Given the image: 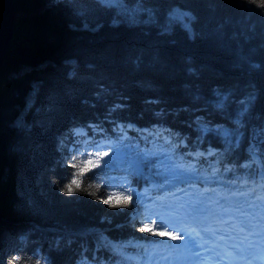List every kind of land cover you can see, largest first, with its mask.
<instances>
[{
  "label": "trees",
  "instance_id": "obj_1",
  "mask_svg": "<svg viewBox=\"0 0 264 264\" xmlns=\"http://www.w3.org/2000/svg\"><path fill=\"white\" fill-rule=\"evenodd\" d=\"M15 2L0 67V264L151 260L173 239L146 218L168 182L264 195V8Z\"/></svg>",
  "mask_w": 264,
  "mask_h": 264
},
{
  "label": "rangeland",
  "instance_id": "obj_2",
  "mask_svg": "<svg viewBox=\"0 0 264 264\" xmlns=\"http://www.w3.org/2000/svg\"><path fill=\"white\" fill-rule=\"evenodd\" d=\"M187 15V11L179 8H174L170 13L171 18H178L182 21L186 19ZM166 173L173 180L187 174L180 168L167 170ZM165 188L169 192L168 194L174 195V197L160 202L157 208L148 212L146 218L159 230L167 232L165 228H173L177 231V236L164 247L166 252L159 249L162 250L159 255L155 254L151 260L140 264H185L190 261L188 257H193L195 249L202 248L207 244L212 245L215 250L220 247L222 251L230 250L229 247H232L231 254H235V252L244 251V247L252 238L255 240L262 236L264 238V223L256 228L252 227L253 221H256L257 224L262 220V214L257 217H249L255 207L264 208L263 194L259 196L260 199L256 203L250 204L245 202L247 192L238 193L233 190L229 193L221 189L220 186L204 190L187 185L179 189L180 187H174L168 182ZM210 191L213 192L208 193ZM188 196L192 197L190 201H188ZM206 203H210L212 206H208ZM234 206L239 208L236 209L238 213L230 215V211L235 210ZM242 208L245 213L242 212ZM234 210L232 211L234 212ZM231 217H233L231 222L237 227L238 233L244 234L241 238L233 239L230 235L225 234L230 228L224 225V220L228 218L229 221ZM236 219H240V221L236 222ZM206 241L210 242L206 243ZM194 243L197 245L193 246ZM156 248L153 247V249Z\"/></svg>",
  "mask_w": 264,
  "mask_h": 264
},
{
  "label": "water",
  "instance_id": "obj_3",
  "mask_svg": "<svg viewBox=\"0 0 264 264\" xmlns=\"http://www.w3.org/2000/svg\"><path fill=\"white\" fill-rule=\"evenodd\" d=\"M18 14L19 8L15 0H0V67L13 42Z\"/></svg>",
  "mask_w": 264,
  "mask_h": 264
},
{
  "label": "snow or ice",
  "instance_id": "obj_4",
  "mask_svg": "<svg viewBox=\"0 0 264 264\" xmlns=\"http://www.w3.org/2000/svg\"><path fill=\"white\" fill-rule=\"evenodd\" d=\"M250 2L255 3L257 6L264 8V0H250ZM88 163H91V161H89ZM75 166H79V165H75ZM73 185H77V181L73 180L71 184H68L66 186V188H64V191L67 193H72L73 191ZM105 203H108V201H104Z\"/></svg>",
  "mask_w": 264,
  "mask_h": 264
},
{
  "label": "bare ground",
  "instance_id": "obj_5",
  "mask_svg": "<svg viewBox=\"0 0 264 264\" xmlns=\"http://www.w3.org/2000/svg\"><path fill=\"white\" fill-rule=\"evenodd\" d=\"M234 207H235V210H234V209H232V210H234V212H233L232 210L230 211V214H232V215H233V214H236V212H237V210H236V209H239V208H238V207H236V206H234ZM262 208H263V207H261V209H262ZM242 212H243V213H245V210H244L243 208H242ZM263 212H264V208H263ZM263 212H262V213H263ZM260 213H261V212H260ZM209 217H210V216H209ZM209 219H210V218H209ZM211 219H213V218H211ZM252 221H253V220H252ZM253 223H255V221H253ZM261 233H262V232H261ZM259 235H260V233H259ZM261 238H263V236H262V237H260L259 239H261ZM257 242H258V241H257Z\"/></svg>",
  "mask_w": 264,
  "mask_h": 264
}]
</instances>
